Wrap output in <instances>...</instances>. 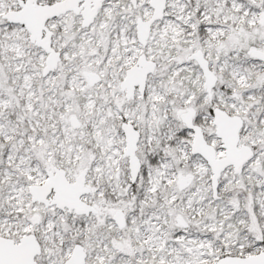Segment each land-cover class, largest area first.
I'll list each match as a JSON object with an SVG mask.
<instances>
[{
  "label": "snow or ice",
  "instance_id": "6c2138e0",
  "mask_svg": "<svg viewBox=\"0 0 264 264\" xmlns=\"http://www.w3.org/2000/svg\"><path fill=\"white\" fill-rule=\"evenodd\" d=\"M0 264H264V0H0Z\"/></svg>",
  "mask_w": 264,
  "mask_h": 264
}]
</instances>
